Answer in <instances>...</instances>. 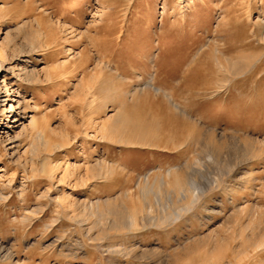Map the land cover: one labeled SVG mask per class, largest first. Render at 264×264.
<instances>
[{"label":"rangeland","instance_id":"obj_1","mask_svg":"<svg viewBox=\"0 0 264 264\" xmlns=\"http://www.w3.org/2000/svg\"><path fill=\"white\" fill-rule=\"evenodd\" d=\"M0 48V264H264V0H0Z\"/></svg>","mask_w":264,"mask_h":264},{"label":"bare ground","instance_id":"obj_2","mask_svg":"<svg viewBox=\"0 0 264 264\" xmlns=\"http://www.w3.org/2000/svg\"><path fill=\"white\" fill-rule=\"evenodd\" d=\"M184 5V4H183ZM42 35H44V34H42ZM47 36V35H46ZM3 50L0 48V56H2L4 53L2 52ZM223 53V52H222ZM2 58H4V57H2ZM238 59V58H237ZM228 60V59H227ZM226 60V61H227ZM230 64H232L233 66H236L237 67V69L238 70H241L242 68H244V65L247 63V61H245V63H241V64H237L238 63V61L236 60L235 62H229ZM3 64H4V61H2V60H0V68L3 66ZM237 64V65H236ZM13 67V66H12ZM162 69V68H161ZM22 73V72H21ZM35 75H36V73H35ZM37 77V76H36ZM191 81H189V83H190ZM187 83V82H186ZM188 83V84H189ZM188 84H187V86H188ZM184 86H185V84H184ZM219 86H221L217 81L215 82V89H216V93L217 92H219V91H217V89H219ZM152 88H155V87H152ZM206 88H208V86L206 87ZM206 88H204V89H206ZM1 89V88H0ZM4 92H5V94H4V98H1V96H0V120H2L3 118H6L7 119V117H6V115H4V111L6 110V108H8V112H9V114L11 113V112H13V114L11 115V118H12V121L13 122H17V121H20V120H23V119H25V117H27L28 118V116H26L25 114L23 115V116H21L20 118H17L18 117V115H19V112H20V110L22 111V113H23V110L25 109V107H24V99H17L15 102H16V104H14V102H10L11 100H9V97H8V91H10V89L6 86V84L4 85ZM139 89H140V87H139ZM220 90V89H219ZM153 92L152 93H149L150 94V97L152 96L153 98H151V99H153V101L151 100V102L149 101V99H148V101L151 103V105L147 108L148 110H151V112L150 113H152V112H154V113H156V114H159V115H162L163 116V114H166V115H168L169 117H173V116H175V118H176V116L182 111V109L180 108V105H178V103H176V102H174V101H172V99H171V97L169 96V95H167L165 92H160V87L159 88H155V90H152ZM16 92V91H15ZM136 94V93H135ZM148 94V95H149ZM208 94V93H207ZM145 96V95H144ZM212 96V95H211ZM146 97H148V96H146ZM225 97V96H224ZM155 99V100H154ZM160 99V100H159ZM227 100V99H226ZM137 101V100H136ZM201 105V104H200ZM6 106H8V107H6ZM217 107V106H216ZM194 108V107H193ZM20 109V110H19ZM246 109V108H245ZM249 110V109H248ZM262 110V109H261ZM231 111H232V109H231ZM235 111V110H234ZM234 111H232V112H234ZM243 111H244V109H243ZM182 112H184V111H182ZM154 113H152V114H154ZM234 114V113H233ZM217 115V114H216ZM210 116V115H209ZM236 116V115H235ZM239 116H241V115H239ZM243 116H244V114H243ZM247 115H245V117H246ZM210 117H212V116H210ZM223 117V116H222ZM253 117V116H252ZM178 118V117H177ZM206 118V117H205ZM224 118H226V117H224ZM247 118V117H246ZM174 119V118H173ZM214 119V118H213ZM115 120V119H114ZM258 120V119H257ZM248 121V120H247ZM178 122V121H177ZM242 122V121H241ZM36 122H35V119L33 118V115H31L30 116V125L34 128V124H35ZM109 123V122H108ZM176 124V123H175ZM178 124V123H177ZM239 124V123H238ZM242 124V123H241ZM21 125H23V121H22V124ZM24 126V125H23ZM14 127H17V126H14ZM36 127V126H35ZM32 128V129H33ZM244 128V127H243ZM36 129V128H35ZM135 129H141V127L138 125L137 127L135 126ZM244 130H246V129H244ZM140 131V130H139ZM139 131H137V132H139ZM38 132V131H37ZM135 132V131H134ZM133 132V133H134ZM136 133V132H135ZM42 134V133H41ZM133 135V134H132ZM135 135V134H134ZM8 136V135H7ZM41 136V135H40ZM135 138V137H134ZM136 138L138 139L139 137L138 136H136ZM141 138V137H140ZM143 138V137H142ZM7 140H8V137L6 138ZM42 140V139H41ZM133 140V139H132ZM148 140V139H147ZM1 141H4V142H6L5 141V138H1ZM138 142V141H137ZM136 143V142H135ZM33 145V144H32ZM31 145V146H32ZM35 147V146H34ZM37 148H38V146H37ZM33 150V149H32ZM178 176V175H177ZM179 177V176H178ZM176 178V177H175ZM174 180V179H173ZM176 180V179H175ZM186 180V179H185ZM146 182V181H145ZM147 183V182H146ZM175 183V182H174ZM191 183V182H190ZM189 183V184H190ZM147 186H148V184H147ZM189 186V185H188ZM145 187V186H144ZM144 189V188H143ZM149 189V188H148ZM184 190V189H183ZM189 193V192H188ZM194 196V195H193ZM133 215L134 214H128V215H126L127 217H126V220L129 222V223H132L133 222V220H134V217H133Z\"/></svg>","mask_w":264,"mask_h":264}]
</instances>
